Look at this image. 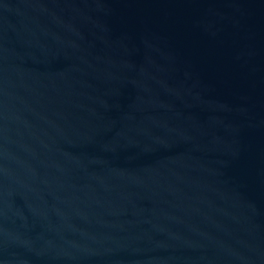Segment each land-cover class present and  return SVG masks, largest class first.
Wrapping results in <instances>:
<instances>
[{"label": "water", "instance_id": "obj_1", "mask_svg": "<svg viewBox=\"0 0 264 264\" xmlns=\"http://www.w3.org/2000/svg\"><path fill=\"white\" fill-rule=\"evenodd\" d=\"M0 264H264V0H0Z\"/></svg>", "mask_w": 264, "mask_h": 264}]
</instances>
